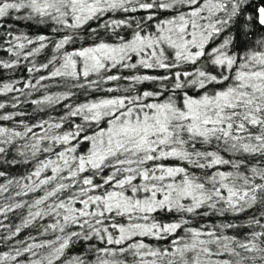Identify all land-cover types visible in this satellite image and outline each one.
I'll return each instance as SVG.
<instances>
[{"label":"snow or ice","instance_id":"snow-or-ice-1","mask_svg":"<svg viewBox=\"0 0 264 264\" xmlns=\"http://www.w3.org/2000/svg\"><path fill=\"white\" fill-rule=\"evenodd\" d=\"M117 12L145 15L90 27ZM7 18L51 35L14 34ZM0 28L14 57L0 68L55 50L27 68L52 70L25 88L72 82L32 104L58 105L71 88L107 93L65 104L59 120L0 126V167L31 165L0 183V244L36 232L0 264H264V0H0ZM138 68L165 75H121ZM144 82L159 87L138 90ZM13 91L23 90L0 86ZM17 210L19 224L4 225Z\"/></svg>","mask_w":264,"mask_h":264},{"label":"trees","instance_id":"trees-1","mask_svg":"<svg viewBox=\"0 0 264 264\" xmlns=\"http://www.w3.org/2000/svg\"><path fill=\"white\" fill-rule=\"evenodd\" d=\"M125 15H132L135 17V19L139 20L145 13L143 12H137L132 14H124V13H107L101 21H92L90 22L91 28H96L98 24L103 23L104 21L108 20L109 18L112 19H121L124 18ZM164 15H167L166 13H162L159 18H163ZM4 23L7 26H10L8 30H11L14 32V34H28L31 37H34L37 34H50L51 35V28L45 26V25H36L31 22L27 21H17L12 18H7ZM87 27V26H86ZM5 28H0V60L4 61H11L14 59V57L6 51V48L8 45L6 44V41L8 39H11V37L5 36ZM101 31V37L105 39L106 41H111L112 37L110 33H105L103 29ZM121 35H124L126 38L128 37V33L130 30L125 29H119L118 30ZM61 34H56L53 38L58 39ZM80 46L79 43L75 45H68L66 46L65 50L71 51L73 48H78ZM33 47V46H28ZM54 49L49 46L48 49L42 51L39 56L36 57H30L28 60H24L23 56H21L20 59V65L18 67H15L13 69H3L0 68V86H2L4 83H13L16 89H22L23 91H13L6 94H0V103H4L6 107L4 109H0V115L4 114H12L15 119L10 121H0V126H7L10 128H17V130H22V127H18L17 122L20 120H23L25 123L31 124L35 123L38 120H48L49 118H53L55 120H59L62 116H64L67 112V109L64 107L65 104H71L76 105L82 102H85L87 100L96 99L97 97H103L107 95L105 92L101 91H86L84 89H77V88H71V91L75 93L70 99L62 101L60 104L55 106H37L31 103V101L36 99H41L43 96L48 94H56L60 95L62 93H65L69 90L71 87L72 82L68 81L65 83L62 80H45L42 81L41 84L36 85L35 88H25L24 85L29 80L32 82V84H36V81L39 79L41 75H48V72L52 70L51 66L48 70H44L41 72H34L30 73L27 71V68L32 66V63L39 65L41 63L47 62L48 59H51L52 54L54 53ZM135 59V58H134ZM116 70L113 69V73H115ZM110 73V74H113ZM133 74H148V75H154V76H162L165 75V72L163 70H147V69H136V70H128L124 69L121 70L122 76H131ZM94 78V77H93ZM116 82H111L110 84H105L104 87H112L115 86ZM127 84V81H121L120 87L123 88ZM47 87H44V86ZM138 90L145 91V90H157L159 85L153 82H144L141 85H138ZM121 94L120 92H113L111 95H118ZM15 105V107H13ZM40 108H44L43 111L40 110ZM19 113H26V115H18ZM75 119L76 123H80L79 118H73ZM71 126V120H69L67 123L64 124V127L60 129L59 131H65L69 130ZM38 131V130H37ZM31 168V165H23L18 164L16 166H8L4 165L0 167V171H5L6 175L5 177H0V183H6L7 179L9 178H19L21 175H24L27 173V171ZM41 193L37 192L35 195H40ZM8 195L7 193L5 194ZM25 199H28L27 197ZM23 213V210H17L15 213H10L9 218L6 220H3L4 225L9 226H15L19 224L21 215ZM0 219H3V217H0ZM165 220L168 219V217L164 218ZM207 220H218L219 218L214 217H207L205 218ZM47 222V221H45ZM203 222V221H201ZM9 229L8 228H0V236H5L8 234ZM29 234L35 235V229L29 228L23 230L19 236L15 238V240L8 241L7 244H0V253L2 252H8L10 251L11 247L16 244V241L26 238ZM231 235L232 233H227ZM45 237H41V239H44ZM51 239L52 237H47ZM166 243V242H165ZM19 246V245H16ZM79 249L74 248L70 250L68 255H73L76 252H78ZM21 261L24 260L23 257L20 258ZM11 264V262H10Z\"/></svg>","mask_w":264,"mask_h":264}]
</instances>
